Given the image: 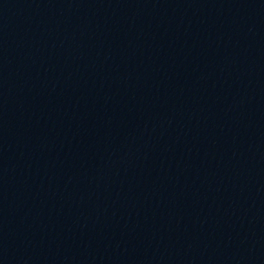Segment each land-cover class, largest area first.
Returning <instances> with one entry per match:
<instances>
[{
    "label": "water",
    "instance_id": "1",
    "mask_svg": "<svg viewBox=\"0 0 264 264\" xmlns=\"http://www.w3.org/2000/svg\"><path fill=\"white\" fill-rule=\"evenodd\" d=\"M0 264H264V0H0Z\"/></svg>",
    "mask_w": 264,
    "mask_h": 264
}]
</instances>
